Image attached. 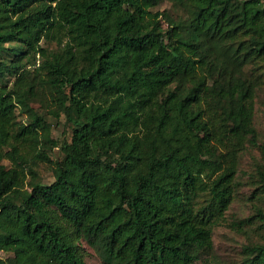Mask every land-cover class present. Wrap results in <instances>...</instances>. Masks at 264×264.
<instances>
[{"label":"trees","instance_id":"obj_1","mask_svg":"<svg viewBox=\"0 0 264 264\" xmlns=\"http://www.w3.org/2000/svg\"><path fill=\"white\" fill-rule=\"evenodd\" d=\"M158 2L0 0V78L15 74L0 84L10 162L0 165V251L10 253L0 264H89L83 240L104 264H193L212 252L238 152L256 141L240 67L252 63L264 84V0H187L188 19L166 15V27L150 10ZM26 64L70 122L69 141L27 102L37 91ZM18 107L26 123L15 124ZM55 146L61 159L48 154ZM242 251L240 264H264V242Z\"/></svg>","mask_w":264,"mask_h":264},{"label":"rangeland","instance_id":"obj_2","mask_svg":"<svg viewBox=\"0 0 264 264\" xmlns=\"http://www.w3.org/2000/svg\"><path fill=\"white\" fill-rule=\"evenodd\" d=\"M188 2L176 5L175 0H159V2L150 7L151 11H164L159 18L164 27L167 24V16L173 18L188 19L189 12ZM236 46V40H230L224 45H220L218 49H223L230 43ZM10 44V42H9ZM5 43V45H9ZM14 44L11 42V45ZM52 49H57L56 41L45 43ZM10 51H4L3 56L8 61L11 55ZM30 58L31 61L38 64L39 54L33 57V53H29L23 57V61ZM26 71L25 82L34 81L37 91L35 96H29L27 102L36 110L43 113L49 122L52 138L58 143L69 141L71 138L70 122L66 120L64 113L60 112L59 116H55L52 112L54 104L51 97L47 94L46 89L38 81L37 77H33L32 64L25 65ZM24 68V69H25ZM243 74L252 81L254 89L253 105L254 113L252 117L253 126L256 130V141H246L244 147L238 152V165L236 174V185L233 198L225 210L223 217L213 226V250L207 258H202L193 262V264H240L243 258L242 246L245 243L264 242V84L258 81V71L253 70L252 63L246 62L241 65ZM214 75H216L214 73ZM15 74H5L0 78V84L7 87L13 86ZM29 84V83H26ZM25 84V85H26ZM28 117L19 107L15 111V124L26 123ZM48 154L53 159H61L63 154L55 146L48 149ZM10 162L7 158L0 156V165L9 166ZM38 171V179L43 183L52 180V170L44 161H38L35 165ZM85 249L84 258L89 264H104L102 258L96 250L86 241H82ZM10 253L0 251V256H6Z\"/></svg>","mask_w":264,"mask_h":264}]
</instances>
